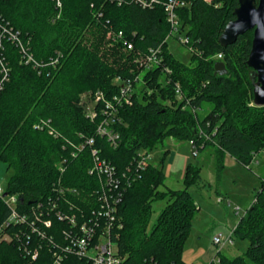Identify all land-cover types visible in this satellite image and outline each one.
Segmentation results:
<instances>
[{
    "label": "trees",
    "instance_id": "1",
    "mask_svg": "<svg viewBox=\"0 0 264 264\" xmlns=\"http://www.w3.org/2000/svg\"><path fill=\"white\" fill-rule=\"evenodd\" d=\"M155 1L142 8L134 0H61L58 8L54 0H0V72L1 65L7 70L0 89V161L12 170L4 190L17 199L19 214L28 213L31 220L39 205L49 212L55 206L79 223L87 220L101 186L90 172L93 148L128 177L137 154L150 152L167 137L189 141L198 150L212 146L220 157L229 155L243 166L264 148V106L253 104V72L246 64L253 32L226 48L218 43L238 0H189L188 7L177 10L179 33L188 39L183 45L190 49L188 64L175 59L165 41L170 27L163 4L168 0ZM109 31H122L134 50L112 44ZM157 47L167 73L160 68L141 72L136 55ZM217 62L225 65L226 75L215 73ZM139 74L145 84L118 108L111 124L119 137L113 147L97 134L103 106L96 105L98 116L91 120L81 97L101 91L110 99L119 93L117 77L134 80ZM205 103L211 108L199 119ZM90 139L92 146L86 142ZM189 169L180 190H160L164 175L152 164L126 188L116 215L122 227L110 232L120 264H186L182 247L197 212L188 186L200 179L199 168ZM156 200L167 204L148 230ZM9 215L0 197V264H92L70 254L58 261L62 247L53 251L47 241L52 237L64 245L69 225L53 212V228L44 231V239L28 225L2 227ZM4 235L11 240L1 241ZM233 238L248 241L245 253L221 256L218 264H264L262 180ZM35 249L33 260L27 252Z\"/></svg>",
    "mask_w": 264,
    "mask_h": 264
},
{
    "label": "built area",
    "instance_id": "2",
    "mask_svg": "<svg viewBox=\"0 0 264 264\" xmlns=\"http://www.w3.org/2000/svg\"><path fill=\"white\" fill-rule=\"evenodd\" d=\"M58 8L61 7V0H54ZM136 3L140 4L142 8H151L153 4L157 1L155 0H134ZM189 6V0H168L163 4L166 20L170 27V32L166 38L168 43V38L176 39L180 44L184 45L188 42V39L179 33V22L177 17V10L186 8ZM3 33L6 32L2 28ZM12 36V34H11ZM107 39L112 42V44L122 45L125 51H133V43L124 38L122 31L114 32L109 31L107 34ZM188 50V49H187ZM23 51V50H22ZM190 51V49L188 50ZM218 60L222 59L221 54L216 56ZM135 61L138 66L143 71H150L153 69L160 68L165 74L167 73V67L165 66L164 56L162 49L149 48L144 53H138L135 57ZM26 62H32V58L26 55ZM35 67L41 66L38 63L34 64ZM1 81L0 89L2 84L7 79L6 67L1 65ZM116 84H121L119 93L112 96L110 99L106 98L101 91H97L94 94H86L81 97L82 103L86 110L87 117L94 120L98 114L95 109L96 105L101 104L103 108L101 109L100 115L102 116V122L97 127V134L105 137L110 144L115 147L118 141V134H116L112 128L111 124L116 122V114L118 108L124 103L130 101L131 96L141 87L145 82L142 80L141 74L137 75L134 80L127 79L121 80L119 77L115 79ZM168 83V82H166ZM174 94L177 101L182 99V94L178 84L174 86ZM87 99V100H85ZM170 104V103H169ZM88 145H93V140L86 141ZM194 146V145H193ZM195 147V146H194ZM196 151L197 148L195 147ZM93 156V165L91 167V173L99 179L100 189L97 190V207L93 209L91 216L79 223L75 215H67L60 210H54L52 207L51 211H43L42 206H38V212L32 211L33 219H29L28 213H21L16 209L17 199L14 196H5L4 188L0 187V197L4 200V203L10 208V215L7 220L3 223L2 227L18 226V225H28L31 232L40 236L42 239L46 238L45 230L53 228L52 220L49 218L51 212L53 216L59 221H66L69 225L68 230L63 232L65 244H56L51 238H48L47 242L52 245L53 251L56 248L62 247V252L64 255L58 254V261L65 255H75L79 258H83L91 262L92 264H120L121 259L117 256V245L111 239L110 232L112 230L120 229L122 224L118 221L117 208L121 203L126 188L140 177V173L144 171L151 164L149 152L140 151L137 154L135 161L131 162V166L134 167L133 172L130 177L127 173L119 172L113 165L108 161L101 158L96 149L91 150ZM263 155L264 159V148L258 152L252 153V159L249 163L260 165L258 158ZM74 156V154H72ZM248 165V167H249ZM264 166V160H263ZM63 172V169H60ZM130 173V170L127 169ZM128 177V178H127ZM262 183L264 184V175L260 177ZM64 191L61 190V193ZM71 193H76L75 190H70ZM71 209V208H70ZM236 214H239V208H236ZM18 238V235H16ZM11 237L4 235L1 237V241H10ZM213 243L217 246H232L234 244L233 230L229 235L218 234L213 238ZM31 254L33 260L37 257V250L35 249ZM219 259L213 261L210 264H218Z\"/></svg>",
    "mask_w": 264,
    "mask_h": 264
},
{
    "label": "rangeland",
    "instance_id": "3",
    "mask_svg": "<svg viewBox=\"0 0 264 264\" xmlns=\"http://www.w3.org/2000/svg\"><path fill=\"white\" fill-rule=\"evenodd\" d=\"M167 41L173 57L188 64L189 51L174 38ZM210 108V104H203L197 112L199 119ZM149 155L151 164L163 172L162 191L183 189L189 168H199L200 179L188 186L197 212L182 247V260L186 264H210L221 256L229 259L242 256L248 247L247 240L234 239L232 246L220 247L213 243V238L218 234L229 235L231 227L251 207L264 173L261 166L263 155L258 158L260 165L252 163L248 167L229 155L220 157L212 146L196 151L189 141H178L172 137L157 144ZM11 175L12 170H7V165L0 161V187L5 189ZM166 204L165 200L153 202L148 230ZM236 208H239V214H236Z\"/></svg>",
    "mask_w": 264,
    "mask_h": 264
},
{
    "label": "water",
    "instance_id": "4",
    "mask_svg": "<svg viewBox=\"0 0 264 264\" xmlns=\"http://www.w3.org/2000/svg\"><path fill=\"white\" fill-rule=\"evenodd\" d=\"M234 19L230 20L218 37L223 48L234 44L240 36L252 31L253 37L247 58V67L253 72V104L264 106V0H238L233 11ZM215 73L226 75L227 70L222 62L214 65ZM6 194L4 195V197Z\"/></svg>",
    "mask_w": 264,
    "mask_h": 264
},
{
    "label": "crops",
    "instance_id": "5",
    "mask_svg": "<svg viewBox=\"0 0 264 264\" xmlns=\"http://www.w3.org/2000/svg\"><path fill=\"white\" fill-rule=\"evenodd\" d=\"M261 166L263 167V171H264V166H263V164H261ZM260 166V167H261ZM263 175H264V173H263ZM237 224V223H236ZM235 228V225L233 226V227H231V230H233ZM231 232V231H230Z\"/></svg>",
    "mask_w": 264,
    "mask_h": 264
}]
</instances>
